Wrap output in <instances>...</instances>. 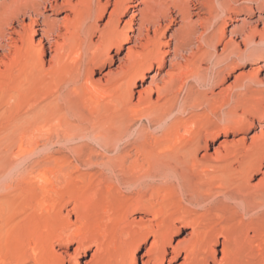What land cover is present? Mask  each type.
Returning a JSON list of instances; mask_svg holds the SVG:
<instances>
[{
  "label": "bare ground",
  "instance_id": "obj_1",
  "mask_svg": "<svg viewBox=\"0 0 264 264\" xmlns=\"http://www.w3.org/2000/svg\"><path fill=\"white\" fill-rule=\"evenodd\" d=\"M254 8L0 0V264H135L149 237L141 264H264V23L226 33Z\"/></svg>",
  "mask_w": 264,
  "mask_h": 264
},
{
  "label": "rangeland",
  "instance_id": "obj_2",
  "mask_svg": "<svg viewBox=\"0 0 264 264\" xmlns=\"http://www.w3.org/2000/svg\"><path fill=\"white\" fill-rule=\"evenodd\" d=\"M48 13H50V11H48ZM62 15H63V11H59L58 13L54 14L53 16H55V17L57 18V17H60V16H62ZM127 16H128V14L125 15L124 17H122V18H127ZM258 16H261V19H260V20H258ZM105 17H106V16L102 17V19H100L99 22L102 23V22L104 21ZM243 19L245 20V22H247V24L254 25V26H256L258 29H260V28L263 27V23H264V9L261 10V9H256V8H254V10H252V11H248V10H240L238 13H236V14L234 15V18H232V19H228V20H227V22H226V33H227V35H228V30L231 29L232 26H233L234 24L239 25V24H240V21L243 20ZM257 20H258V21H257ZM200 29H201V28H200ZM227 38H228V37H227ZM237 39L239 40V38H237ZM257 39H258V38L256 37V40H257ZM217 47H218V49H220V48L222 47V44H221V43L218 44ZM124 51H125V49H121L119 55H122V54L124 53ZM116 64H117V61H114V62L112 63V65H111V67H114ZM256 66H257V63L250 62V61L245 62L240 68L236 69V71L232 72V73L227 77V79H226V81H225V83H224V86H225L227 83H229L230 81H232L233 78H234V76H235L239 71H248L249 69H252V68H254V67H256ZM152 71H153V69H152ZM152 71H150V73H148V74H151ZM94 76L97 77V76H100V74H95ZM258 78H259V79L261 78V80L263 81V83H262L263 85H261V87H264V68H262V69H260V71H258ZM148 80H149V78H146V82H144V85L147 83ZM139 88H140L139 86H136V87H135V90H138ZM218 89H219V88H218ZM136 95H137V93H135V96H136ZM134 98H135V97H134ZM249 117L252 118V119L254 120L255 123H258V122H259L260 124H264V119H263L262 121H260V120L257 119L256 117H253V115H249ZM258 129H259V128H258L256 125H254V126H252L250 129H248L246 132H244V133H230V134H228L226 137H224V136L220 133V134H218V135L216 136V138H214L213 140H210V142H209V147H208V149H207V152H208V153H211V152L213 151V146H217V145L219 144V141H220L221 139H223V138H226V140H231V139H235V138H238V137H240V136L243 135V136L245 137V140L248 141V140H249V137H248V136L251 135L253 132L258 131ZM201 153H203V151H202ZM263 168H264V166H263ZM259 176H261L260 173L256 174V175L254 176V178H253L252 180H250V182H251V183L255 182L256 179H257V177H259ZM90 184H92V185H91L92 187L94 186V188H97V191H93L94 188H92V187L89 185V187H91V189H93L92 192H95V195H96L95 199H96L97 201H99V202L102 201V200H99V199H100V197H101V199H103V197L106 195L105 192H104V191H106V190H105L106 188H105L104 186L101 187V185H99V187H98V185L95 184V183H94V185H93V183H90ZM95 186H96V187H95ZM103 187H104L105 189H104ZM89 189H90V188H89ZM91 189H90V191H91ZM96 192H97V193H96ZM99 192H100V193H99ZM102 195H103V197H102ZM98 196H99V198H98ZM64 211H65V210H64ZM140 216L142 217L143 220H142V219H139ZM130 217H131V218L134 217L135 220H136V219H137V220L139 219V220H141V221H146V218L151 217V215H150L149 213H147V212L141 210V209H136V211H134V212L132 213V215H130ZM189 230H190L189 226H187V225H186V226H185V225H184V226L180 225V226H179V229H178L177 231L173 232V234H172V243L174 244V243L176 242L177 239H182L183 236L187 235V232H188ZM150 239H151V237H149L148 240H147L145 243H141V244L137 247L136 252H135V255H136V263H135V264H141V260L144 259V257H141V255H142L143 251L148 247ZM74 246H75V243H74V242H70V243H68V245H66L65 247H59V246L55 243V248H56V249H58L59 251H60V250H61V251H62V250H63V251H67L68 253H72V250H73ZM220 246H221L220 242H216V243L214 244V248H215V250H216V254H217L218 256L220 255V252L218 251V249L220 248ZM167 249H168V251H169V250H170V247L168 246ZM90 253H91V250H87L85 253H80V254L78 255V260H79V261H83V260H85V259H88ZM166 258H167V259L169 258V254H166ZM181 261H182V253H181L176 259H173V260H170V261L165 260V264H179ZM21 264H28V263L23 262V263H21ZM210 264H212V263L210 262Z\"/></svg>",
  "mask_w": 264,
  "mask_h": 264
}]
</instances>
